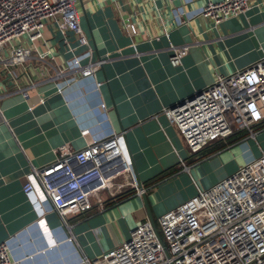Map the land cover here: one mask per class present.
I'll use <instances>...</instances> for the list:
<instances>
[{
  "label": "crops",
  "instance_id": "0c3cea01",
  "mask_svg": "<svg viewBox=\"0 0 264 264\" xmlns=\"http://www.w3.org/2000/svg\"><path fill=\"white\" fill-rule=\"evenodd\" d=\"M207 1L78 0L92 48L80 61L103 59L93 77H52L66 63L62 35L52 21L37 46L49 45L54 60L32 58L24 70L0 63V242L8 240L19 264H74L99 256L148 220L144 196L156 222L194 195L196 185L208 188L259 156L264 129L258 126L254 137L247 132L226 149L212 152V141L192 153L162 113L214 75L230 74L264 53V0L217 26L202 15ZM68 39L77 47L73 33ZM171 46L183 47L179 66L169 61ZM113 132L143 194L128 187L102 191L101 205L92 198L91 210L66 217L67 228L40 190L23 192L30 165L49 163L63 144L77 149ZM128 190V197L116 199Z\"/></svg>",
  "mask_w": 264,
  "mask_h": 264
},
{
  "label": "built area",
  "instance_id": "2783aa9c",
  "mask_svg": "<svg viewBox=\"0 0 264 264\" xmlns=\"http://www.w3.org/2000/svg\"><path fill=\"white\" fill-rule=\"evenodd\" d=\"M257 2L208 0L202 15L217 26L245 13ZM77 3L78 0H0V63L5 68L18 65L24 70L32 58L54 60L49 45L44 43L45 49L37 46L46 22L52 21L66 48V63L52 77L61 78L68 72H75V79L93 77L103 59L85 64L80 61V55L92 48L80 24ZM128 27L136 32L134 24ZM68 33L75 35L77 47L71 46ZM171 49L169 61L179 66L183 47ZM100 84L96 82L97 87ZM162 113L175 125L192 153L237 130H247L249 137H254L264 129V53L230 74L214 75L210 84ZM126 187L144 193L133 180L119 137L113 132L77 149L63 144L54 150L49 163L30 165L22 190H40L69 228L68 215L91 210L92 198L101 205L102 191ZM19 263L12 256L8 240L0 242V264ZM74 264H264V150L208 188L196 185L194 195L156 218L155 228L144 220L129 231L122 243Z\"/></svg>",
  "mask_w": 264,
  "mask_h": 264
},
{
  "label": "trees",
  "instance_id": "16d2710c",
  "mask_svg": "<svg viewBox=\"0 0 264 264\" xmlns=\"http://www.w3.org/2000/svg\"><path fill=\"white\" fill-rule=\"evenodd\" d=\"M245 131L246 132L243 131L240 135L233 134V135L225 137V138H219V139L214 140L215 141L214 144H216V146L212 145V147H211L212 152L221 151L223 149H226L230 145H233L236 141H238L240 138L244 137L247 134L248 131L247 130H245ZM132 192H133V190L125 191L122 194H119L116 199L122 200V199L128 197Z\"/></svg>",
  "mask_w": 264,
  "mask_h": 264
},
{
  "label": "water",
  "instance_id": "95a60500",
  "mask_svg": "<svg viewBox=\"0 0 264 264\" xmlns=\"http://www.w3.org/2000/svg\"><path fill=\"white\" fill-rule=\"evenodd\" d=\"M121 130H123V129H121ZM123 135H124V133H123ZM123 138H124V136H123ZM135 175H136V173H135ZM136 180H137V183H138L139 187H142L141 181L138 178H136ZM144 204H145V208L147 210L148 220L150 221V223L155 228V222H154V219H153V217L151 215V211H150V208H149V205L147 203V200H146L145 196H144Z\"/></svg>",
  "mask_w": 264,
  "mask_h": 264
},
{
  "label": "rangeland",
  "instance_id": "374dc122",
  "mask_svg": "<svg viewBox=\"0 0 264 264\" xmlns=\"http://www.w3.org/2000/svg\"><path fill=\"white\" fill-rule=\"evenodd\" d=\"M261 133L264 134V130H263ZM263 145H264V144H263ZM263 145H262V146H263ZM263 148H264V147H263ZM263 150H264V149H263ZM230 152H231V154H233L234 152H236L235 146H233V149H231Z\"/></svg>",
  "mask_w": 264,
  "mask_h": 264
}]
</instances>
